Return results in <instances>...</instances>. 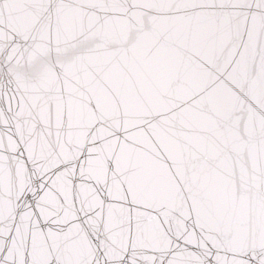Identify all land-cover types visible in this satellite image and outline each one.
<instances>
[{
    "label": "snow or ice",
    "instance_id": "1",
    "mask_svg": "<svg viewBox=\"0 0 264 264\" xmlns=\"http://www.w3.org/2000/svg\"><path fill=\"white\" fill-rule=\"evenodd\" d=\"M0 264H264V0H0Z\"/></svg>",
    "mask_w": 264,
    "mask_h": 264
}]
</instances>
